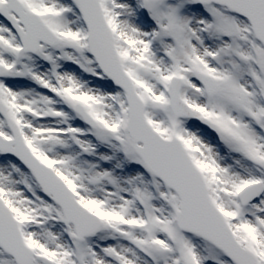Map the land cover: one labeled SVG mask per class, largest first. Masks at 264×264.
<instances>
[{
    "label": "snow or ice",
    "instance_id": "6c2138e0",
    "mask_svg": "<svg viewBox=\"0 0 264 264\" xmlns=\"http://www.w3.org/2000/svg\"><path fill=\"white\" fill-rule=\"evenodd\" d=\"M0 264H264V0H0Z\"/></svg>",
    "mask_w": 264,
    "mask_h": 264
}]
</instances>
